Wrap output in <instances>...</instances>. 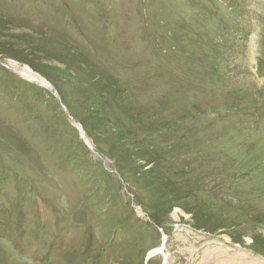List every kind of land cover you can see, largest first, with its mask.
Wrapping results in <instances>:
<instances>
[{
    "label": "rangeland",
    "instance_id": "374dc122",
    "mask_svg": "<svg viewBox=\"0 0 264 264\" xmlns=\"http://www.w3.org/2000/svg\"><path fill=\"white\" fill-rule=\"evenodd\" d=\"M209 251L264 264V0H0V264Z\"/></svg>",
    "mask_w": 264,
    "mask_h": 264
},
{
    "label": "bare ground",
    "instance_id": "6f19581e",
    "mask_svg": "<svg viewBox=\"0 0 264 264\" xmlns=\"http://www.w3.org/2000/svg\"><path fill=\"white\" fill-rule=\"evenodd\" d=\"M21 72L25 73L29 78H36V74H34L31 69H28V67L26 68H21L20 69ZM38 75V74H37ZM42 83H45L47 85H49V83L47 81H42ZM167 239L166 235L163 236V241L165 242ZM163 248L161 246H158L157 248L151 250V252L149 254L154 255L156 252H160L162 251ZM217 255H214L211 253V251L205 253V256H204V260L202 263L203 264H221V263H225V261L228 259V258H225V255L223 256L221 251L220 252H216ZM230 258V257H229ZM232 260V259H231ZM230 260V261H231ZM235 260V259H234ZM227 263V262H226Z\"/></svg>",
    "mask_w": 264,
    "mask_h": 264
}]
</instances>
